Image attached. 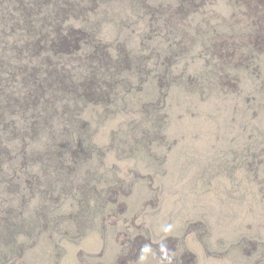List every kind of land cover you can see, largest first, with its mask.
<instances>
[{
    "label": "rangeland",
    "instance_id": "obj_1",
    "mask_svg": "<svg viewBox=\"0 0 264 264\" xmlns=\"http://www.w3.org/2000/svg\"><path fill=\"white\" fill-rule=\"evenodd\" d=\"M195 1L175 14L197 32L189 45L178 43L179 23L164 24L189 0H110L93 10L111 51L121 45L145 62L142 78L111 101L47 96L55 126L78 119L68 129L82 150L50 180L31 163L48 191L45 182L11 191L0 178V264H264V0ZM3 30L4 76L14 55L27 56L8 46L24 33ZM50 50L30 61L46 66L45 57L56 60ZM9 91L0 82V105ZM17 109L2 110H32ZM52 135L50 127L28 137L27 149Z\"/></svg>",
    "mask_w": 264,
    "mask_h": 264
},
{
    "label": "trees",
    "instance_id": "obj_2",
    "mask_svg": "<svg viewBox=\"0 0 264 264\" xmlns=\"http://www.w3.org/2000/svg\"><path fill=\"white\" fill-rule=\"evenodd\" d=\"M106 1L110 0H0V29L2 26L3 31L8 28L18 29L25 35L24 39L17 37L7 45L16 54L25 49L27 56L26 62H20L19 55L12 53L15 59L11 60L16 62H9L6 75L0 73V82L4 87L8 85L10 89L9 98L0 105V178L7 179L8 190L17 191L21 186L38 189L39 185L45 182V177L50 180L47 176L49 172L58 174L64 171V168L70 166L74 154L82 150L79 147L80 138L68 129L72 125L77 127L78 119L63 117L62 122L68 124H60L59 128L55 126L53 118L58 116V112H54L53 106L43 105L44 101L50 103V100L46 101L48 97H52L53 104L56 99L66 102L80 99L111 101L123 88L131 86L132 79L142 78L141 73L144 71L141 66L145 62L134 59L121 45L111 51L89 18L93 10ZM199 4L195 0H189L187 4L182 3L176 9L168 10L164 24L167 26L172 21L179 23L175 22L176 12L186 13ZM79 17V26L68 23L69 20ZM178 26V43L183 40V45H189L197 37V32L191 31L188 26H181V23ZM3 41L4 38L0 40V45H4ZM47 47L55 54L56 60L50 61L45 57L44 60L48 62L46 66L43 63V66L37 65L38 62L33 64L29 56L39 49L46 51ZM65 63L71 66L68 67ZM22 73H25V80L22 79L20 85L12 86L13 76L16 74L18 81V75ZM12 107H17V110L29 107L32 110H2ZM13 113L20 114V119L11 118L9 115ZM50 127L53 135L45 146L38 150H28L25 143L28 137L36 136L38 132ZM15 135H18L21 141L11 148L8 142ZM35 161L41 163L43 173H46L44 178L39 173L28 170ZM5 162L12 166L11 170L3 168ZM48 185L45 184L44 192L50 189ZM9 216L5 218L7 221ZM1 226H6L4 219L0 221Z\"/></svg>",
    "mask_w": 264,
    "mask_h": 264
},
{
    "label": "flooded vegetation",
    "instance_id": "obj_3",
    "mask_svg": "<svg viewBox=\"0 0 264 264\" xmlns=\"http://www.w3.org/2000/svg\"><path fill=\"white\" fill-rule=\"evenodd\" d=\"M192 17V16H191Z\"/></svg>",
    "mask_w": 264,
    "mask_h": 264
}]
</instances>
